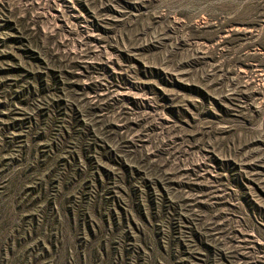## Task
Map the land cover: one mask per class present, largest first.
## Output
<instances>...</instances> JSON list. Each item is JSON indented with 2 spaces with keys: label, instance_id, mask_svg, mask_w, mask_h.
Returning <instances> with one entry per match:
<instances>
[{
  "label": "rangeland",
  "instance_id": "obj_1",
  "mask_svg": "<svg viewBox=\"0 0 264 264\" xmlns=\"http://www.w3.org/2000/svg\"><path fill=\"white\" fill-rule=\"evenodd\" d=\"M0 264H264V0H0Z\"/></svg>",
  "mask_w": 264,
  "mask_h": 264
},
{
  "label": "trees",
  "instance_id": "obj_2",
  "mask_svg": "<svg viewBox=\"0 0 264 264\" xmlns=\"http://www.w3.org/2000/svg\"><path fill=\"white\" fill-rule=\"evenodd\" d=\"M55 80H57L56 77H55L54 81ZM204 95H206V94H204ZM204 95H203V98H204V100L206 102L209 101V99H211L207 95H206L207 96V98H206ZM223 99H225V100L227 99L230 103L233 102L231 96H228L227 98H223ZM212 100H213V102H214L215 105L216 104L218 105V102L220 101L219 99H215V98H213ZM71 110L75 113V115L78 118L81 117L80 116V112L78 110H75L73 107L71 108ZM83 110H85V109H83ZM84 112H85L86 116H92L94 111L87 110V111H84ZM81 123H82V121H81ZM217 162H219V161H217ZM222 164H223L224 168L227 169L228 174L230 175V179H232V180H234L236 182L235 184H237L239 186V189L242 192L245 191L246 190L245 189L246 187L244 185V181L246 180V178H245V176H244V174L242 172H239L238 171V166L235 165V162L233 160H229L227 162H223ZM251 167L254 168L255 165H251ZM176 227H177V225L174 226L175 229H177ZM189 231H190L189 233H191L194 236L195 240L200 243V246L202 245L203 247H205L208 250V253H209L210 257L215 256L216 250L213 247V245L208 242L209 239L212 240V238H213L212 235L210 236V234H207V233L205 235L204 233H202L195 226H191L190 229H189ZM219 255H220V257H222V253L221 252H219Z\"/></svg>",
  "mask_w": 264,
  "mask_h": 264
}]
</instances>
